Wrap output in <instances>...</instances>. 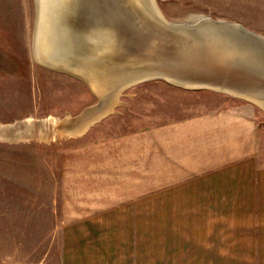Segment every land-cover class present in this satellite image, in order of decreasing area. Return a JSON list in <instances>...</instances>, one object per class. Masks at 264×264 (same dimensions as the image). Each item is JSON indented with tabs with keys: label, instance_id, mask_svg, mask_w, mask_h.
Listing matches in <instances>:
<instances>
[{
	"label": "crops",
	"instance_id": "0c3cea01",
	"mask_svg": "<svg viewBox=\"0 0 264 264\" xmlns=\"http://www.w3.org/2000/svg\"><path fill=\"white\" fill-rule=\"evenodd\" d=\"M226 98L148 127L111 115L59 144L42 261L55 246V264H264V120Z\"/></svg>",
	"mask_w": 264,
	"mask_h": 264
},
{
	"label": "rangeland",
	"instance_id": "374dc122",
	"mask_svg": "<svg viewBox=\"0 0 264 264\" xmlns=\"http://www.w3.org/2000/svg\"><path fill=\"white\" fill-rule=\"evenodd\" d=\"M156 3L170 22L211 17L240 23L264 35V0ZM33 23L32 0H0V264H55V246L48 260L42 261L51 233L44 231L50 221L41 214L52 202L43 197L53 191L58 177L50 162L59 157V144L83 135L94 124L80 135L66 137L60 131L67 117L76 118L96 100L80 81L33 60ZM230 100L220 94L187 92L163 81H151L118 95L111 111L95 123L113 115L130 129L148 127L156 121L211 110ZM248 103L264 120V109Z\"/></svg>",
	"mask_w": 264,
	"mask_h": 264
},
{
	"label": "water",
	"instance_id": "95a60500",
	"mask_svg": "<svg viewBox=\"0 0 264 264\" xmlns=\"http://www.w3.org/2000/svg\"><path fill=\"white\" fill-rule=\"evenodd\" d=\"M32 1L34 61L80 81L96 100L64 129L96 117L110 95L151 81L264 105V35L240 23L170 22L156 0Z\"/></svg>",
	"mask_w": 264,
	"mask_h": 264
},
{
	"label": "bare ground",
	"instance_id": "6f19581e",
	"mask_svg": "<svg viewBox=\"0 0 264 264\" xmlns=\"http://www.w3.org/2000/svg\"><path fill=\"white\" fill-rule=\"evenodd\" d=\"M31 55H32V53H31ZM32 58H33V56H32ZM34 60V59H33ZM39 60V63H38V61H36V63L38 64V65H40V66H42L43 65V61H40V59H38ZM46 68V67H45ZM46 69H48V68H46ZM51 70V69H50ZM67 75V74H66ZM116 95H118V93L116 94ZM116 95H110L109 96V98H108V100H107V102L104 104V106H103V108H101V109H99V111L98 112H96V114L95 115H97L96 117H91V119H86V120H84V121H82V122H80L79 124H78V126H72V127H70V129H64V128H62L61 126H59V129H60V131H61V129H62V132L65 134V136L66 135H80V134H82L86 129H87V127L88 126H90L92 123H94L95 121H97L98 119H100V118H102V117H104V116H106V114H108L110 111H111V108L115 105V99L118 97V96H116ZM250 102H252V103H254V104H256V105H258V106H260L262 109H264V105L263 104H261V103H259L258 101H255L254 99H248ZM113 111V110H112ZM94 115V116H95ZM75 119L76 118H70V117H67L65 120H64V122L65 123H67L66 121H68V124L69 125H71V124H73L74 122H75ZM94 121V122H93ZM64 122H62V125H63V123ZM60 124V123H59ZM64 137V136H63ZM67 137V136H66Z\"/></svg>",
	"mask_w": 264,
	"mask_h": 264
}]
</instances>
